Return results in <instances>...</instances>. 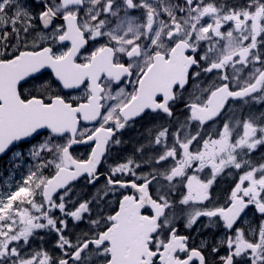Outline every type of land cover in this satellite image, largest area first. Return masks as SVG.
Segmentation results:
<instances>
[{
    "label": "snow or ice",
    "instance_id": "obj_1",
    "mask_svg": "<svg viewBox=\"0 0 264 264\" xmlns=\"http://www.w3.org/2000/svg\"><path fill=\"white\" fill-rule=\"evenodd\" d=\"M261 149L264 0H0V264H264Z\"/></svg>",
    "mask_w": 264,
    "mask_h": 264
},
{
    "label": "flooded vegetation",
    "instance_id": "obj_2",
    "mask_svg": "<svg viewBox=\"0 0 264 264\" xmlns=\"http://www.w3.org/2000/svg\"><path fill=\"white\" fill-rule=\"evenodd\" d=\"M101 42H102V41H101ZM49 72H50V71H46V72H45V78H47ZM121 86H125V85H121ZM24 87L27 88L28 85H24ZM83 91H84V88H83V86H82V87L78 90V92H75V91H72V92H66V91L63 90V94H67V95H69V96H80V95H82ZM84 123H85V122H84ZM140 123H143V122H140ZM140 123L137 124V128L140 127ZM85 124H86V123H85ZM86 125H87L88 127H92V124H89V123H88V124H86ZM123 138H124V139H127V138H128L127 134H126ZM126 147H128V148L130 149V146H126ZM73 151H74V154H75V155L80 156V155H83V154L87 151V148H86V146H74ZM261 152H264V149H261ZM259 155H260V153L258 152V153H257V158H259ZM110 163H112L111 160H109L106 164H104V165L102 166L101 170L103 171V170L107 167V165L110 164ZM232 179H233V177H226V176H222V177L219 178V183H218V185L215 187L214 190H215L216 194L221 198V200H222V198H223L224 192L230 188V185H231V181H232ZM81 183H82V182H81ZM101 183H103V180H101ZM206 219H207V218H201V223L205 222ZM83 226H84V225H81V227H83ZM213 232H214L217 236H219V235L221 234L218 230L213 229V230H205V231H204V236H205V237H208V236H210ZM197 242H199V241H197ZM221 254L223 255L224 253L221 252Z\"/></svg>",
    "mask_w": 264,
    "mask_h": 264
}]
</instances>
